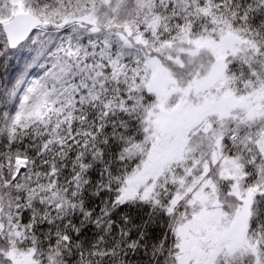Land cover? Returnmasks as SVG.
Returning <instances> with one entry per match:
<instances>
[{"label":"snow or ice","instance_id":"snow-or-ice-1","mask_svg":"<svg viewBox=\"0 0 264 264\" xmlns=\"http://www.w3.org/2000/svg\"><path fill=\"white\" fill-rule=\"evenodd\" d=\"M0 264H264V0H0Z\"/></svg>","mask_w":264,"mask_h":264}]
</instances>
